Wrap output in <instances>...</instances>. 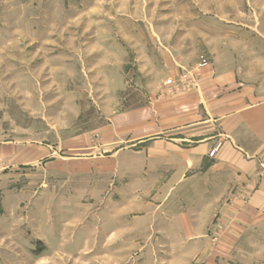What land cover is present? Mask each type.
<instances>
[{
    "label": "rangeland",
    "instance_id": "374dc122",
    "mask_svg": "<svg viewBox=\"0 0 264 264\" xmlns=\"http://www.w3.org/2000/svg\"><path fill=\"white\" fill-rule=\"evenodd\" d=\"M204 67L264 93V0H0V264H264L257 179L157 145Z\"/></svg>",
    "mask_w": 264,
    "mask_h": 264
},
{
    "label": "crops",
    "instance_id": "0c3cea01",
    "mask_svg": "<svg viewBox=\"0 0 264 264\" xmlns=\"http://www.w3.org/2000/svg\"><path fill=\"white\" fill-rule=\"evenodd\" d=\"M212 68L200 69L199 89L189 87L169 98L175 105L170 115L163 111L164 121L156 124L154 131L162 133L157 145L178 151L180 142L186 140L189 147L193 142L189 155L207 154L220 141L213 168L231 177L229 182H250L249 177H255L258 186L253 185L251 199H260L264 197V179L259 178L264 155V93L242 76L217 78ZM144 124L140 131H153Z\"/></svg>",
    "mask_w": 264,
    "mask_h": 264
},
{
    "label": "built area",
    "instance_id": "2783aa9c",
    "mask_svg": "<svg viewBox=\"0 0 264 264\" xmlns=\"http://www.w3.org/2000/svg\"><path fill=\"white\" fill-rule=\"evenodd\" d=\"M221 143H217L216 146L210 151L209 155L213 156L215 154V152L218 151L219 147H220Z\"/></svg>",
    "mask_w": 264,
    "mask_h": 264
}]
</instances>
